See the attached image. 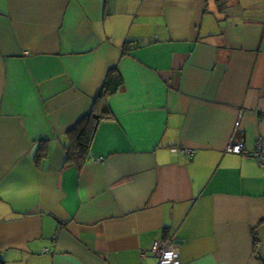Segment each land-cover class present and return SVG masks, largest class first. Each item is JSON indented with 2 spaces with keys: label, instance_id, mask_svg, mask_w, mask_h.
Here are the masks:
<instances>
[{
  "label": "crops",
  "instance_id": "0c3cea01",
  "mask_svg": "<svg viewBox=\"0 0 264 264\" xmlns=\"http://www.w3.org/2000/svg\"><path fill=\"white\" fill-rule=\"evenodd\" d=\"M233 138L264 139V0H0L3 264H155L169 238L179 264H264V165Z\"/></svg>",
  "mask_w": 264,
  "mask_h": 264
},
{
  "label": "trees",
  "instance_id": "16d2710c",
  "mask_svg": "<svg viewBox=\"0 0 264 264\" xmlns=\"http://www.w3.org/2000/svg\"><path fill=\"white\" fill-rule=\"evenodd\" d=\"M122 83V75L117 69H109L100 90L94 97V104H101V110L96 111L95 109H92L90 112L81 116L76 125L70 129H75V135L73 142L67 148V160L74 158L80 164L83 162V159L87 157L90 144L94 137L96 125L109 113L108 106L106 104L104 105V99L106 96L115 93ZM0 264H3L1 258Z\"/></svg>",
  "mask_w": 264,
  "mask_h": 264
},
{
  "label": "built area",
  "instance_id": "2783aa9c",
  "mask_svg": "<svg viewBox=\"0 0 264 264\" xmlns=\"http://www.w3.org/2000/svg\"><path fill=\"white\" fill-rule=\"evenodd\" d=\"M175 150V148H173ZM244 145L241 140L231 139L229 144L226 147V150L231 153H244L249 157L256 160L259 164L264 165V139L259 138L255 142V148L251 152H245ZM182 152L193 153V149L183 148ZM150 251L156 257L155 264H179V254H178V245L175 243V240L172 238L155 241L151 247ZM141 256H144V251L140 252Z\"/></svg>",
  "mask_w": 264,
  "mask_h": 264
},
{
  "label": "water",
  "instance_id": "95a60500",
  "mask_svg": "<svg viewBox=\"0 0 264 264\" xmlns=\"http://www.w3.org/2000/svg\"><path fill=\"white\" fill-rule=\"evenodd\" d=\"M175 243H177V241H175ZM178 244V243H177Z\"/></svg>",
  "mask_w": 264,
  "mask_h": 264
}]
</instances>
